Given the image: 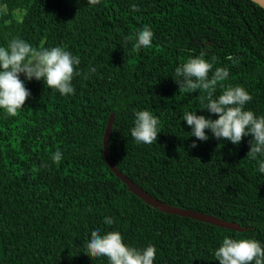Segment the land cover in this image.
<instances>
[{
	"label": "trees",
	"instance_id": "obj_1",
	"mask_svg": "<svg viewBox=\"0 0 264 264\" xmlns=\"http://www.w3.org/2000/svg\"><path fill=\"white\" fill-rule=\"evenodd\" d=\"M142 25L154 37L137 50ZM13 38L36 49L64 46L79 56L81 75L71 96L26 81L23 108L0 114V264H108L87 254L94 227L117 230L136 247L153 244L154 264H219L212 253L224 235L264 242V174L246 155L251 137L233 145L210 133L203 142L188 136L183 113L208 116L199 109L203 93L179 89L171 76L189 56L214 57L213 68L229 70L222 83L244 87L252 97L245 108L264 115L263 7L252 0H0V46ZM91 67L96 72L85 79ZM140 109L160 120L148 145L130 136ZM110 113L108 152L118 170L162 202L245 229L165 213L127 190L103 155ZM57 149L62 160L54 163Z\"/></svg>",
	"mask_w": 264,
	"mask_h": 264
},
{
	"label": "clouds",
	"instance_id": "obj_2",
	"mask_svg": "<svg viewBox=\"0 0 264 264\" xmlns=\"http://www.w3.org/2000/svg\"><path fill=\"white\" fill-rule=\"evenodd\" d=\"M100 0H87L96 5ZM132 8L140 5L132 3ZM154 33L150 26L142 25L135 33L133 47L137 50L151 47ZM127 42L128 37H124ZM212 60L204 58V53L189 56L175 66L171 76L179 89L192 93L198 91L201 105L208 116L197 115L196 111H185L182 120L190 128L191 137L201 142L209 139V133L220 141L237 145L242 137H251L246 155L254 160L257 171L264 174V115L245 108L252 99L251 94L240 85L223 84L229 77L227 67L213 68ZM229 60L232 58L229 57ZM80 58L62 45L34 48L21 38H13L7 46H0V114L14 117L21 110L30 91L25 87L29 80L42 81L44 85L61 96L75 93L73 79L80 76ZM91 67L84 78L95 73ZM21 74L23 79H21ZM223 90L217 93V88ZM215 114V118L212 115ZM160 120L147 109L133 111L130 136L140 144L156 141ZM207 130V131H206ZM193 140L191 147L196 146ZM54 163L62 160L59 149L51 155ZM114 218L103 217V224L112 225ZM87 254L92 257H106L108 264H154L157 249L149 243L136 247L124 242L117 230L102 232L99 227L90 230L86 240ZM219 264H264V242L253 237L234 238L224 235L213 250Z\"/></svg>",
	"mask_w": 264,
	"mask_h": 264
},
{
	"label": "water",
	"instance_id": "obj_3",
	"mask_svg": "<svg viewBox=\"0 0 264 264\" xmlns=\"http://www.w3.org/2000/svg\"><path fill=\"white\" fill-rule=\"evenodd\" d=\"M252 1L256 2L258 5L264 8V0H252ZM113 117H114V114L110 113L107 119L105 129H104L103 139H102L103 155H104V158H105V161L108 167L112 170L115 176L118 177L126 185L127 190L132 192L134 195H136L138 198H140L145 203L165 213H173V214H178L181 216L190 217L193 219L208 222V223H211V224H214L220 227H225L228 229H234V230L245 229V227H241L236 222L227 221V220L221 219L211 214L202 213V212H198V211L191 210V209H185V208H181L175 205H170L168 203L162 202L158 200L157 198H155L154 196L150 195L145 190H143L140 186H138L130 178H128L124 173L118 170L116 166L110 160L109 152H108V142H109L111 127H112Z\"/></svg>",
	"mask_w": 264,
	"mask_h": 264
},
{
	"label": "rangeland",
	"instance_id": "obj_4",
	"mask_svg": "<svg viewBox=\"0 0 264 264\" xmlns=\"http://www.w3.org/2000/svg\"><path fill=\"white\" fill-rule=\"evenodd\" d=\"M17 13V12H16ZM16 15H18V13L16 14ZM20 78H23V75L21 74V77Z\"/></svg>",
	"mask_w": 264,
	"mask_h": 264
}]
</instances>
